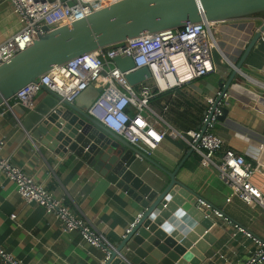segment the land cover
Returning a JSON list of instances; mask_svg holds the SVG:
<instances>
[{"label": "crops", "instance_id": "1", "mask_svg": "<svg viewBox=\"0 0 264 264\" xmlns=\"http://www.w3.org/2000/svg\"><path fill=\"white\" fill-rule=\"evenodd\" d=\"M261 16L218 22L215 25L218 47L214 49V71L188 85L174 88L162 96L160 104L152 107L177 129L200 127L208 97L220 92L221 80L222 85L228 82L229 68L241 59L261 24ZM21 27V17L15 13L11 1L0 0V43ZM257 45L231 82L230 93L223 100L228 114L215 124L213 131L223 137V149L232 148L249 162L261 159V172L253 181L264 192V36ZM46 96L44 90L40 92L36 104ZM14 109L20 118L28 110L22 106ZM2 138L5 139V156L62 197L75 212L87 217L114 246L121 242L142 212L136 200L80 157L70 152L60 157L0 113ZM182 141L167 136L146 154L150 160L139 156L135 161L138 174L153 188L162 191L170 180L166 171H173L182 162L177 176L180 180L264 239V209L238 196L228 201L231 190L218 177L217 171L203 167L198 155L194 151L191 153V148ZM12 214L16 217L12 218ZM210 218L215 223L206 233L214 242L204 252L205 258L200 264L246 262L254 249L253 239L214 213ZM177 219L184 223L183 218ZM172 227L182 235L178 226L172 224ZM0 245L25 264H104L106 258L102 247L90 244L79 231L66 230L41 204L26 201L15 183L3 173H0Z\"/></svg>", "mask_w": 264, "mask_h": 264}, {"label": "water", "instance_id": "2", "mask_svg": "<svg viewBox=\"0 0 264 264\" xmlns=\"http://www.w3.org/2000/svg\"><path fill=\"white\" fill-rule=\"evenodd\" d=\"M254 15H262L261 24L241 59L229 68L228 82L219 83L220 92L215 94L212 111L208 113L207 108L205 111L209 121L213 110L230 93V84L243 69V63L264 36V0H118L71 25L41 35L27 49L0 65V113L4 117L60 157L69 152L80 157L141 205V219L117 246L109 249L110 258L104 264H200L204 252L214 242L206 233L215 223L210 218L214 210L222 213V220L228 219L231 225H240L261 237L180 180L177 176L182 162L173 171H166L170 180L162 191L153 188L138 174L135 164L139 156L150 158L91 116L89 108L78 99L68 102L44 86L47 96L22 118L17 116L11 100L20 89L55 66L97 48L146 32L181 28L189 21L217 23ZM109 60L127 72L126 78L132 85L151 78L148 67L131 71L135 67L132 57ZM219 108L222 113L217 122L228 114L223 104ZM208 121L199 127L203 132ZM182 142L191 148L186 140ZM190 152L193 153L192 148ZM172 224L179 227L182 235L173 231Z\"/></svg>", "mask_w": 264, "mask_h": 264}, {"label": "built area", "instance_id": "3", "mask_svg": "<svg viewBox=\"0 0 264 264\" xmlns=\"http://www.w3.org/2000/svg\"><path fill=\"white\" fill-rule=\"evenodd\" d=\"M14 11L21 17L22 27L0 43V65L10 61L19 52L31 46L36 39L56 28L71 25L118 0H10ZM218 23V22H217ZM215 22H187L181 28H169L158 32H146L109 46L76 56L55 66L37 81L18 91L11 100L12 107L22 106L28 110L36 106V97L44 86L74 102L86 89H100L99 96L88 112L105 127L120 135L145 154H149L167 137L185 139L198 155L203 167L213 168L230 190L228 201L238 196L247 203L264 209V192L253 181L261 172L262 161L257 164L247 161L244 155L232 148L224 147L222 136L213 131L217 117L221 115L219 105L213 110L211 119L203 118L207 129L181 130L157 112L151 100L158 93L173 90L192 83L214 71V49L218 47ZM118 56L132 57L137 70L148 67L151 78L132 85L126 73L109 59ZM104 60V61H103ZM157 91V92H156ZM219 93V92H218ZM216 96L208 97V113ZM185 134L189 136L186 138ZM5 139H0V173L13 181L18 193L28 202L41 204L47 214L59 219L66 230L79 231L82 237L96 247L106 251L105 262L110 258L113 244L84 215L75 212L62 197L56 196L43 183L15 164L3 154ZM202 204L206 205L204 201ZM215 215L223 216L218 210ZM16 214H12L15 218ZM139 213L131 227L141 219ZM228 220V219H226ZM229 221V220H228ZM237 231L253 239L254 249L243 264L264 262V239L234 225ZM1 264H25L12 252L0 245Z\"/></svg>", "mask_w": 264, "mask_h": 264}, {"label": "rangeland", "instance_id": "4", "mask_svg": "<svg viewBox=\"0 0 264 264\" xmlns=\"http://www.w3.org/2000/svg\"><path fill=\"white\" fill-rule=\"evenodd\" d=\"M99 94L100 91H98V89H96L95 87H89L77 99L83 106L89 108L93 104L95 99L99 96Z\"/></svg>", "mask_w": 264, "mask_h": 264}, {"label": "trees", "instance_id": "5", "mask_svg": "<svg viewBox=\"0 0 264 264\" xmlns=\"http://www.w3.org/2000/svg\"><path fill=\"white\" fill-rule=\"evenodd\" d=\"M157 92V91H156ZM171 92V90L170 91H166V92H161V93H158V95L156 96V97H154L152 100H151V105L152 106H156L155 104H160V102H161V100H162V96L163 95H167L168 93H170ZM168 120V119H167ZM202 121H203V119H202ZM201 121V122H202ZM196 129V128H199L198 126L197 127H195V126H193V127H185V129H181V130H188V129ZM254 165H256L257 164V162L255 161V162H252Z\"/></svg>", "mask_w": 264, "mask_h": 264}]
</instances>
